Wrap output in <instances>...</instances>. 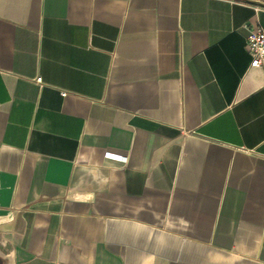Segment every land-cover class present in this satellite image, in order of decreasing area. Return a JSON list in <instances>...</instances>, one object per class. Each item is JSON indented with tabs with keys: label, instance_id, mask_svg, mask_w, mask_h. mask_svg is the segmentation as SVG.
Returning a JSON list of instances; mask_svg holds the SVG:
<instances>
[{
	"label": "crops",
	"instance_id": "obj_1",
	"mask_svg": "<svg viewBox=\"0 0 264 264\" xmlns=\"http://www.w3.org/2000/svg\"><path fill=\"white\" fill-rule=\"evenodd\" d=\"M259 26L264 0H0V264H264Z\"/></svg>",
	"mask_w": 264,
	"mask_h": 264
},
{
	"label": "built area",
	"instance_id": "obj_2",
	"mask_svg": "<svg viewBox=\"0 0 264 264\" xmlns=\"http://www.w3.org/2000/svg\"><path fill=\"white\" fill-rule=\"evenodd\" d=\"M246 48L251 56V66L259 67L264 65V28H249L246 36ZM41 81L40 78L37 79ZM65 95L66 93L63 92Z\"/></svg>",
	"mask_w": 264,
	"mask_h": 264
}]
</instances>
